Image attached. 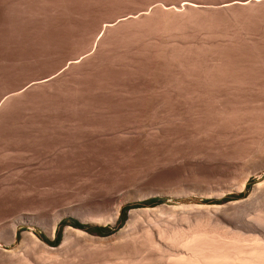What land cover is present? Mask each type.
<instances>
[{"label":"rangeland","instance_id":"1","mask_svg":"<svg viewBox=\"0 0 264 264\" xmlns=\"http://www.w3.org/2000/svg\"><path fill=\"white\" fill-rule=\"evenodd\" d=\"M35 1L0 0V107L5 100L3 96L14 84L24 81L41 68L56 65L62 60L64 64L69 54H73L80 43L74 34L82 28L64 23L65 18L80 13L82 18L102 28L103 17L121 4L138 0ZM183 1L170 0L169 4L179 8L187 3ZM198 1L214 10L201 15L204 20L201 21L200 17V21L207 23L205 27L192 25L184 34L174 33L168 37L169 42H162V45L160 42H153L155 45L147 42L149 38L145 40L144 35L115 41V46H111L113 53L121 56L136 52V46L146 47L149 51L169 45L168 49L155 51V55L162 57L160 65L150 63V50L145 58L136 61L132 74L108 71L103 79L88 77L84 82L89 90L76 107L53 100L30 105L26 104V95L14 99L7 107L6 113L0 117V184L12 182L18 189L11 190L8 196H0V227L15 217L29 221L20 226L16 243L0 240V264H143L150 258L146 264L153 261L154 264H170L173 258L165 257L163 250L152 249L148 244L152 233H156L155 240L162 246L165 247V243L172 246L167 237L181 238L182 234L199 229V224L191 219L196 214L198 218L200 215L204 219L208 217L209 212H194L193 207H225L245 201L255 187L264 182V171H261L250 177L243 192L228 190V186L238 182L239 172L227 176L218 166L210 164L212 160L228 156L225 154L224 157L218 145L210 140H201L191 131V110L187 99L179 110L172 103L169 93L171 78L176 68L185 64L187 52L197 49V41L204 31L229 28L224 14L215 11L224 0ZM234 14L241 13L235 10ZM38 15H42L41 22L35 20ZM66 29L73 34H67ZM154 33L153 36H161L160 32ZM103 84L104 90L100 94L96 89ZM160 100L167 103L162 105ZM197 116L196 129L204 137L205 134L209 136L211 112L202 110ZM149 123L152 125L146 126ZM103 196L114 199L105 215L82 217L77 212ZM153 198L163 202L156 206H134ZM263 200L260 205L246 209L248 213L244 215L222 214L236 222L243 221L242 217L246 216L244 221L251 222L256 214H264ZM114 202L121 204V211L118 219L112 221L108 216L113 212ZM184 206L190 215L184 211ZM127 207L131 208L125 212ZM136 210H146L140 215L143 219L139 216L144 222L137 219L139 224L136 227L138 225L139 228L132 226L129 230L134 232L136 228L135 232L139 230L137 235L132 232L135 235L126 240L122 232L128 228L131 211ZM147 210L151 212L148 214ZM56 216H61L57 223ZM72 220L85 227H103L109 232L101 236L79 229L71 224ZM202 226L207 228L205 223L201 225L204 229ZM67 228L87 235H68L70 231ZM219 228L223 232L236 231L235 226L220 225ZM261 229L264 231V227ZM27 234L37 237L39 245L32 238L27 239L32 237H25ZM250 235L255 237L258 234ZM66 236H71V241ZM59 237L60 243L50 244L56 243ZM122 239H125L123 243Z\"/></svg>","mask_w":264,"mask_h":264},{"label":"bare ground","instance_id":"2","mask_svg":"<svg viewBox=\"0 0 264 264\" xmlns=\"http://www.w3.org/2000/svg\"><path fill=\"white\" fill-rule=\"evenodd\" d=\"M181 1L182 0H180V3ZM183 2H185V0ZM186 2V4L183 3L184 5L182 4L179 8H175L173 5L171 6L169 4L170 0H138L133 3L121 4L110 14L102 18V28L101 26L99 27L98 24H92L90 21L82 18L79 15L80 13H74L70 17L66 15L68 18H65L64 23L69 22L82 28L74 34L80 39L78 47L73 51V54H69L70 56L65 60L64 64H62V62H64V60H62L56 65L45 69L41 68L33 72L24 81L14 84L12 89L10 88L11 90L3 96L5 100L0 107V117H3L2 114L7 107L14 102V99L23 95L28 97L26 104L30 105H32L31 103L36 104V102L53 100V102L58 101V103H62L63 105L66 104L76 107L81 103V99L89 90V87L87 89L88 85H85L84 79L91 76L103 79V76L106 75L105 72L108 71L120 74H132L133 68L136 66V61L145 58L144 56L151 49L148 48L150 49L148 51L146 47L145 50L136 46V52L116 56L113 53L114 48L111 47L113 42L130 38L133 39V37L141 38L140 36L145 35V40L149 38L146 40L147 42H151V44L153 42L155 44L160 42L162 45V42H169L168 39L170 38L168 37H171L174 33L184 34L195 24H201L202 26L205 24L207 25L206 21L201 22L204 20L201 15L210 13L214 10H212L211 7L209 8L207 6L205 7V5H201L198 0H186ZM148 5H150L149 8H147ZM27 9L28 8H26V10ZM41 10L43 11V9ZM235 10L239 11L241 14H234ZM215 11L224 14L229 28L222 29L223 27H220L221 30L204 31L203 35L200 36L201 38L197 41V47L194 46L197 49L187 52L185 64L178 69L176 68L174 71L171 78L169 93L173 105L178 110L182 109L187 99V104L191 110V131L201 140H210V142L218 145L224 157H226V155L228 156L226 157L227 160L221 158L215 159L210 161V164L218 166L222 170L221 173L227 176H231L233 172H239L237 178L238 182L227 188L228 190L243 192L247 188L250 177L253 174L264 171V0H224ZM44 13H46L45 10ZM44 13L42 12V14ZM41 19L42 15L35 17L36 21H40ZM47 29H49V27ZM65 32H67V34L72 33L69 29H66ZM154 32H160L161 36H153ZM61 35L65 36V34ZM146 35L148 37H146ZM125 42L126 41H124V43ZM154 43L153 45H155ZM168 46L166 47L165 45L166 49H168ZM160 48L162 50L164 49L163 47H159L157 50L152 49L151 53L148 55V60L153 65H160L163 63L162 57L155 55V51H162ZM154 49H156V47ZM124 50H126L125 47ZM119 53L121 52L119 51ZM58 66L59 68H57ZM91 81H93V79ZM104 84L98 85L97 89L95 88L100 94L104 90ZM0 93L2 94V92ZM83 100H86V97ZM166 103L167 101L165 100L161 101L162 105ZM202 110H208L212 114L211 128L209 129L210 133L209 136L205 134V137L200 134V131H198L195 126L197 120L196 116ZM150 125H152V123L146 126ZM224 157L222 156V158ZM16 189H18L17 184L12 182L0 184V196L7 195L11 190L15 191ZM262 199H264V182L258 184L252 195L245 201L233 202L225 207H193L192 211L194 212H201L197 210H206L209 212L208 217L205 219L202 217L203 215H200L201 213H199V215L203 219L200 218V216L198 218L196 213L195 217H192L194 215L190 216L194 222H197L196 224H199V229L196 228L197 230L184 236H182V234L181 238L180 236L177 238L176 236L167 237V239L169 238L168 241H171L172 246L169 244L167 246L165 243V247L155 240L156 233H152L150 230L152 234L150 235L151 238L148 240V244L152 249L163 250L165 257L173 258L171 262L168 260L170 264H264V231L261 229L264 227V214H256L251 222L244 221L246 220V216L242 217L244 219L243 221L236 222L233 220L234 218L223 215L224 213L228 215L229 212H231L233 216L236 214H243L247 212L246 209L249 207L253 208L254 205L255 207L256 205H260ZM113 200L112 198L103 196L96 199L88 208H80L77 212L82 214L80 215L82 217H91L94 215L96 217L97 214L105 215ZM114 203L116 205L112 209L113 212L108 216V219L112 221L118 219L121 211V204L117 202ZM183 209L187 212L185 206ZM188 209L190 208L188 207ZM142 211L143 210L131 211L130 221L127 224L128 228L127 230L125 229V232H122L126 240L131 239L135 234L137 235L139 230L137 232H135V230L138 227V225L136 227V224L139 223H136V221L140 219L139 216L146 210ZM192 211L191 213H193ZM150 212L149 210V213ZM143 216L146 217L145 215ZM188 217L187 219H190ZM60 219L61 216L57 217L56 222H54L57 223ZM141 219H143V217H141ZM28 221L21 217H15V219L11 221H5L0 227V240L8 239L9 243H16L20 226ZM141 221L144 222V220ZM203 222L207 225V228L202 226L204 229H201V225L204 224ZM220 225L235 226L236 231L223 232L219 228ZM56 226H54L55 229ZM132 226L133 228L134 226L136 227L134 235L132 234L133 231H129ZM70 229L71 228H67V230L70 231L68 235L69 233H73L71 235L80 234V236L86 234L84 232V234L81 232L79 233V231L75 230V232H71L73 229ZM159 229L160 228H158V231ZM146 233L148 234V231ZM163 233L164 232H162V234ZM249 233H251L252 236L253 233L258 235H256L257 237L255 235V237H251V235L248 236ZM30 236H28V234L25 235V237H30L27 239L30 240L32 238V240L35 241L33 242L39 245L38 238L34 235ZM118 236L120 235L118 234ZM70 237L71 236L67 239L69 240ZM164 237L166 238V236ZM147 238L149 237L147 236ZM64 240L65 242L68 241L66 239ZM165 240L166 239H164V241ZM42 245L44 246V244ZM174 249L178 250L175 252ZM151 259L152 258L148 260L151 261ZM149 261L143 264L149 263ZM153 262L150 264H154Z\"/></svg>","mask_w":264,"mask_h":264},{"label":"trees","instance_id":"3","mask_svg":"<svg viewBox=\"0 0 264 264\" xmlns=\"http://www.w3.org/2000/svg\"><path fill=\"white\" fill-rule=\"evenodd\" d=\"M229 198H235V197H229ZM162 202H163L162 199L153 198V199H150V200H148L146 202L138 203V204H136L134 206H136V207L156 206V205L161 204ZM207 202L209 203V202H213V201H207ZM130 208L131 207L125 208V212H127ZM71 224L74 227H76V228L89 230V231L95 232V233H97V234H99L101 236H104V235H106L109 232L107 229H105L103 227H95V228H93V227H85V226L81 225L79 222L74 221V220L71 221ZM47 242H49V241H47ZM58 243H60V237L58 238L56 243H50V244L55 246V244H58Z\"/></svg>","mask_w":264,"mask_h":264}]
</instances>
